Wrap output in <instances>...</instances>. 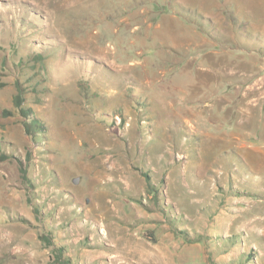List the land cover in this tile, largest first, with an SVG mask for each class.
Masks as SVG:
<instances>
[{"label":"rangeland","instance_id":"374dc122","mask_svg":"<svg viewBox=\"0 0 264 264\" xmlns=\"http://www.w3.org/2000/svg\"><path fill=\"white\" fill-rule=\"evenodd\" d=\"M0 145V264H264V0H0Z\"/></svg>","mask_w":264,"mask_h":264},{"label":"trees","instance_id":"16d2710c","mask_svg":"<svg viewBox=\"0 0 264 264\" xmlns=\"http://www.w3.org/2000/svg\"><path fill=\"white\" fill-rule=\"evenodd\" d=\"M18 99H19V96L16 95L15 96V100L17 101ZM15 103L17 104V102H15ZM20 111L25 117H27L28 116V112L30 111V109L25 107V108H21ZM37 122H38V120L35 119V118L32 119V122H23V126H24V129H25L27 134H31V135L34 134V132H35L34 127H36L38 125ZM9 157H11V156L6 154L4 152V150H3V148L0 145V160L9 159ZM23 178H24V175H23ZM45 239H47V238H45ZM57 264H70V262H69V260L66 257H64L61 260H59V263H57Z\"/></svg>","mask_w":264,"mask_h":264},{"label":"crops","instance_id":"0c3cea01","mask_svg":"<svg viewBox=\"0 0 264 264\" xmlns=\"http://www.w3.org/2000/svg\"><path fill=\"white\" fill-rule=\"evenodd\" d=\"M156 254H157V257H160V255H159L158 251H157V253H156Z\"/></svg>","mask_w":264,"mask_h":264},{"label":"water","instance_id":"95a60500","mask_svg":"<svg viewBox=\"0 0 264 264\" xmlns=\"http://www.w3.org/2000/svg\"><path fill=\"white\" fill-rule=\"evenodd\" d=\"M77 181H78V178L76 177V178H75V182H77Z\"/></svg>","mask_w":264,"mask_h":264}]
</instances>
